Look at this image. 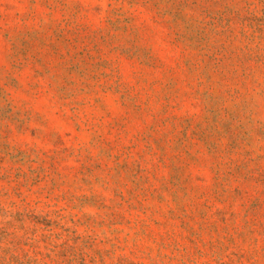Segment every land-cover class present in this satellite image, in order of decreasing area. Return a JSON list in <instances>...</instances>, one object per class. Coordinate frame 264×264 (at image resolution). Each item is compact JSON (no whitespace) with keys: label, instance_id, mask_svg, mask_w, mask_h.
<instances>
[{"label":"rangeland","instance_id":"obj_1","mask_svg":"<svg viewBox=\"0 0 264 264\" xmlns=\"http://www.w3.org/2000/svg\"><path fill=\"white\" fill-rule=\"evenodd\" d=\"M0 264H264V0H0Z\"/></svg>","mask_w":264,"mask_h":264}]
</instances>
